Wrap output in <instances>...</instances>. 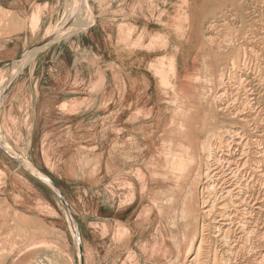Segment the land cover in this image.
<instances>
[{
  "label": "rangeland",
  "instance_id": "rangeland-1",
  "mask_svg": "<svg viewBox=\"0 0 264 264\" xmlns=\"http://www.w3.org/2000/svg\"><path fill=\"white\" fill-rule=\"evenodd\" d=\"M45 1L50 3V16L46 22L42 18L40 22L44 6L39 3ZM77 1L0 0V264H69L67 256L79 255L89 258L92 264H190L198 239L189 255H180L182 237L178 228L185 216L179 210H170L173 205L181 208L170 200L172 181L162 182L158 178L156 173L164 169H157V165L154 175L148 173L147 179L142 177L145 171L140 170L144 158L149 160L145 163L147 170H153V158H157L161 143L158 139L170 120L166 116L167 103L164 110L158 107L164 100L160 96L157 68L166 70L163 76L175 83L169 63L179 47L186 53L187 78L192 76L186 80L182 94L193 102L190 107L195 111L191 117L204 128L198 138L202 142L207 139L212 127L213 142L233 135L231 148L236 151L232 157L242 160L240 176L237 174L234 179L235 169L226 167L224 161L218 168L216 182L220 188L225 187L224 191L234 188L236 194L240 193L235 202L239 210L235 222L248 217L258 230L251 242L264 249V205L260 207L264 177L259 173L264 168V0ZM212 21L213 29L209 26ZM90 27L92 42L83 33ZM226 38L230 40L225 41ZM86 45H93L94 51ZM243 54L250 59L247 67H241L249 78L242 88L235 82L231 85L229 105L234 119H230L217 107L211 110L210 105L220 91L222 64L229 69L230 61L236 59L241 63ZM74 57L83 79L90 77L92 67L96 68L92 74L98 87L91 89L95 92L91 100L84 99L87 93L73 84L75 74L69 69ZM35 65L40 67L32 73ZM102 68L113 72L110 82L115 92L118 88L116 94H123L117 86L124 82L128 86L138 83L135 99L128 95L127 105L139 94L145 95L143 84L148 81L146 99L134 111L144 108L147 114H162L159 122L143 124L151 126L148 134H154L152 141L143 138L144 143L135 142L137 145L127 141L126 137L134 131L124 125L130 117L126 112L130 106L122 107L124 100L117 98L113 102L118 105L109 109L111 95L99 89L104 80ZM22 72L24 78H31L14 87ZM211 73L213 79L209 78ZM61 78L70 81H65L64 92L65 79ZM181 86L182 82L178 87L180 93ZM173 89L165 85L164 95L170 101L173 98V103L179 102ZM63 97H76L78 105L57 106L56 102ZM251 98L254 99L249 105ZM112 110L114 128L117 126L119 131L115 135L111 133ZM222 144L225 145L223 141ZM116 161L127 173L122 182L132 183L133 191L128 187L113 191L110 187L114 180L111 166ZM51 181L62 192L67 206L46 184L52 185ZM165 188L171 193L166 194L168 210L162 222L154 201ZM184 190H188L187 185ZM222 197L218 204L224 211L229 202ZM203 200L198 189L199 222L204 220L200 206ZM206 251L201 263L211 264V255Z\"/></svg>",
  "mask_w": 264,
  "mask_h": 264
},
{
  "label": "bare ground",
  "instance_id": "bare-ground-1",
  "mask_svg": "<svg viewBox=\"0 0 264 264\" xmlns=\"http://www.w3.org/2000/svg\"><path fill=\"white\" fill-rule=\"evenodd\" d=\"M75 7H76V3H75ZM81 9L78 11H82ZM78 11L75 10V12H78ZM81 15H78V16L82 18ZM65 17L66 18L64 19H67V15ZM62 23L63 22H61V24ZM71 26H73V24ZM79 26L78 28H80ZM209 26L211 29H213L215 26V21H212ZM177 27L179 29V26ZM62 29L64 28H61L59 30H62ZM66 30H69V29L67 28ZM50 31L52 32V30ZM66 33L68 35L70 34L68 32ZM131 39H133V37H131ZM229 40H230L229 38H226L225 41H229ZM141 41L138 43L142 44ZM232 43H235V42H232ZM29 51L30 50H28V52ZM131 52L133 53V51ZM134 52L136 51L134 50ZM185 55L186 53L183 52V48L179 47V49H177V52L170 59L169 67L172 70L173 78L176 79L175 83L173 80H170V79L168 80L163 76V72H165L166 70L157 68V71L159 72L160 96L162 100H164L163 102L159 103L158 107L160 109H163L164 105L167 103L169 107L168 109L169 111L166 112L167 115L166 113L165 115L167 117L169 115L170 120L168 122L167 127L164 129L161 138L158 139V141H161V143L159 144V147L157 148V152H156L157 158L155 157V162H156L155 164L157 165V169L159 170L164 169V170H161L157 172L156 174H158V178L162 182L171 180L173 188H172V193L167 188L163 189L160 193H158L159 195L157 196V200L154 201L155 207H157L160 210L161 221L164 222L166 218L164 213H166L168 210L167 204H165V199L167 198L168 195H170V193H171V196H170L171 202L175 205H181V208L175 207L174 205L171 206V208L170 207L169 208L170 210H173V211L179 210V212H181L182 215L185 216V218H182L183 222H181V226L178 228V234L181 235L182 237L181 243L178 246L181 249L180 255L183 257L189 255L192 252L194 246L196 245V241L198 239L197 246L195 247L196 255L190 260V264H200L201 256L204 254V250H207L206 252H209V254L211 255V264H218V261L221 262L220 264H263L264 249H261L262 247L260 245H257L256 242L255 243L251 242L253 236L257 237L258 230L253 228V224L248 217H246L247 219L241 220L240 223L235 222L237 212L239 211L238 205H236L235 202L238 201V199H240V196H239L240 193L236 194L234 192V188L233 190L227 189V191H224L223 188L225 187L220 188V186L218 185V182H216L217 176L219 173L218 168L220 169L224 161L226 163V167H229V169L231 168L233 170L235 169V171H233V173L235 174L234 179L237 178V174H239L238 176L241 175V169H240V163L242 161L241 157L238 159H235L232 157L233 151L234 152L236 151V149L234 150L233 148H231V145L233 142V140H231V137H233V135L222 136L221 140L225 143V145L222 144V141L213 142L212 138L210 137L214 131V128L212 127L209 131L210 135L208 136L207 139H205L202 142V139L198 138L200 135H202V131L204 128L201 125L202 123L201 124L199 123L200 122L199 120H194L191 117V114H194V111H195L193 107H190L193 102H191L189 98L183 97V94H182L183 92H185V87H186V82H187L186 80L192 77V76H188L187 78L186 73L188 72V69L186 68L188 64H187V60H184L186 58L184 57ZM244 56L245 54H243L241 57V61H240L241 63H239V61H237L236 59H232L230 61L229 69L225 68L222 64L220 73H219V81L221 83L220 91L219 93L215 95L214 101L210 105L211 110L213 106L217 107L219 108V111L222 112V115L223 114L225 116L227 115L230 119H234L233 113L229 105L230 96H231V90H230L231 85H233L232 83L235 82V83H238L237 87L242 88L245 86V82L248 81V78H249V75L246 72H244L245 70L243 69L247 67L248 61L250 62V59L244 58ZM30 58L33 59V57H30ZM181 61L183 62L182 70H180ZM16 62L18 63V61ZM29 62L30 61H28V63ZM20 70L18 72H20ZM245 75H246V78H243V76ZM209 78L213 79L212 73L210 74ZM181 82H182V86L180 88L182 89V91L180 93V91H178V87L180 86ZM143 85L145 87V95L139 94L136 100L131 101L129 105H127L126 104V100L128 97L127 94L130 95V98L135 99V96H134L136 93L135 89L138 86L137 82H132L129 86L130 91L125 90L127 92L126 97L124 101L120 103L122 107L130 106L128 110L126 111L128 112V114H130V117H129V120H127L128 122L127 123L125 122L126 124L124 123V125H127V127L129 126L133 128L132 130L134 131L133 133H131L132 136L126 137V139L127 141L135 145H137L135 142L138 143V141L140 142V144L144 143L143 138H148L149 141L153 140L154 134H151V135L148 134V131L151 129V126L148 125L149 126L148 127L143 124L159 122L158 119L162 115V114H159L160 112H156L155 114L156 117H155L154 115L151 114L152 111H149L147 114L146 112H144V108L136 112L134 111L146 99V94L150 90L148 81H144ZM165 85H169V86L171 85V87L174 88L173 90L175 91V96L177 97L176 99L179 100V102H175L174 100V103H173V98L170 101V98L165 97L164 95ZM121 91L124 93L123 89ZM114 92L115 91L112 90L111 95ZM186 94L187 96H192V95H188V93ZM252 99L254 98H251L248 100L249 102L247 103L249 105L252 104V101H253ZM187 101H190V102H187ZM194 103L196 104V109H197L198 107L197 102L194 101ZM113 105L117 106L118 103H114ZM114 115H115V111L111 114L112 135H115L114 132H119L117 130V126L116 128H114V121H113ZM211 118H212V115H211ZM213 119L214 118H212L211 120ZM138 125L140 127L136 128V126ZM123 137H124V134H123ZM155 143L156 141L154 142V144ZM114 144L115 142L113 143V146ZM243 145L245 147L247 145V142L244 143ZM223 148H225V156H223V152H224ZM146 150L147 148L146 149L144 148L143 152L145 153ZM199 153L201 154L202 157L200 156ZM244 164H246V161L244 162ZM120 166L121 164L118 161L112 163L111 168H112V172L114 175V180L111 182L110 187L113 189V191L114 189H117V188L120 190L122 189V187H128L129 189H131V191H133L134 185L132 183H130L127 180H123L124 183L122 182V177L123 179H125V174L127 173H124L125 171L123 172ZM259 173L261 174L262 177H264V168L260 169ZM186 185L188 186V190H184V187ZM232 185L234 186V183ZM198 189H199V194H202L203 199H204L202 202V205H200L202 206L201 214L203 215L204 220L200 222L198 220L199 211L197 209ZM222 196H225V197H222ZM180 197H183L182 201L180 200ZM220 197L227 198L229 202L227 209L224 211L221 208V206H219L218 204V198ZM260 202H261L260 207H262L264 205V197L261 199Z\"/></svg>",
  "mask_w": 264,
  "mask_h": 264
},
{
  "label": "crops",
  "instance_id": "crops-1",
  "mask_svg": "<svg viewBox=\"0 0 264 264\" xmlns=\"http://www.w3.org/2000/svg\"><path fill=\"white\" fill-rule=\"evenodd\" d=\"M35 2H37V0H35ZM41 6H44L43 7V11L41 12V14H40V22H41V18L42 19H44V22H46L47 21V17H49L50 16V12L48 11V7H50V3H49V1H45L44 3H39ZM46 18V19H45ZM125 24H129V22L128 21H126L125 22ZM91 27L89 28V29H87L85 32H83V33H85L84 35H85V37H86V39H88V42H92L91 41V39H92V37L91 36H89L91 33ZM81 35H83L82 33H81ZM80 41H81V38H80V40L78 41V44H79V46H80ZM111 45L113 46V44H112V41H111ZM86 48H90L91 50H93V45H91V46H85ZM79 48H81V47H79ZM94 51V50H93ZM95 53V52H94ZM40 67V66H39ZM37 65H35V66H32V68H31V72L32 73H35V71L37 70V68H39ZM92 69H93V71H95L96 72V68H94V67H92L91 68V72H90V77L88 78V79H83L81 76H80V69H79V65H78V59H77V57L75 58H73V61H72V63H71V67H70V72L72 73H74L75 74V77H74V82H73V84H76L77 86H79V89L81 90H83L84 92H86L87 93V95L85 96V97H83L84 99H86V100H91V99H93L94 97H95V92H92L91 91V89H96L98 86L96 85V78H94L93 77V72H92ZM103 69V68H102ZM104 71V80L101 82V84H100V86H99V89H101V92H106L107 93V95L109 94V95H111V92H112V90H113V84L110 82V75H111V73H113V72H111V70L110 69H108V71H107V69L105 70V69H103ZM25 73V72H24ZM23 72H22V74H20V76L17 78V80H16V84H15V86L14 87H16L17 85L19 86V83L21 82V81H27V80H29L31 77H26V78H24V76H23V74H24ZM21 79V80H20ZM61 79H65L63 82H62V91L64 92V90L66 89H63V85L66 83V82H70L69 81V79H66V78H61ZM66 81V82H65ZM36 85H38V82H36ZM117 87H119L121 90L123 89L124 90V93L123 94H121V92H119V90H118V94H116V92H117V89H116V92L114 93V94H112L111 96H110V101H109V103H108V105H109V109L111 108L112 109V106H114L113 104L115 103V102H113L114 101V99H117V98H119V99H122V101L125 99V97H126V94H127V92L125 91V90H127V91H130V89H129V86H128V84L126 83V82H124V84L123 85H120V86H117ZM140 87V86H139ZM79 90V91H80ZM136 90V89H135ZM36 91V96H38L39 97V90L37 89V90H35ZM113 91H115V90H113ZM97 94H100V92H98ZM116 94V95H115ZM127 95H129V94H127ZM53 96H56V94H54ZM130 96V95H129ZM41 97H43V96H41ZM57 97V96H56ZM80 98V97H79ZM82 98V97H81ZM128 99V98H127ZM76 103H78V100H76V97H74V99H70V100H66V99H64V97L62 98V100H59V101H57L56 102V104H57V106H61V105H63V104H73V105H78V104H76ZM114 111L112 110L111 111V113H110V120H111V114L113 113ZM112 133V132H111ZM154 160H153V170L151 171H148L147 170V168L145 167V163L146 164H148L149 163V160L148 161H146V158H144L143 160H142V164L140 165V170H141V172L143 173L144 171H145V174L143 173V177H145V179H147V175H148V173L150 174L149 176H151V174H153L154 175V172H155V157L153 158ZM154 177V176H153ZM154 180V179H153ZM155 182V181H154ZM76 259H77V261H78V264H79V260L81 259V263L80 264H92L91 262H89V258H86V257H84V258H80V255H79V257H76V256H73V258L72 257H70V256H67V258H66V260L69 262V264H76ZM106 264H108L107 262H106Z\"/></svg>",
  "mask_w": 264,
  "mask_h": 264
},
{
  "label": "water",
  "instance_id": "water-1",
  "mask_svg": "<svg viewBox=\"0 0 264 264\" xmlns=\"http://www.w3.org/2000/svg\"><path fill=\"white\" fill-rule=\"evenodd\" d=\"M47 42V40H45L43 43H41V44H39L40 46L41 45H43V44H45ZM8 152V151H7ZM32 174L34 175V176H36V177H38L34 172H32ZM39 178V177H38ZM40 179V178H39ZM43 181V180H42ZM44 182V181H43ZM46 183V182H45ZM51 183H52V185H50V184H48V183H46L50 188H52L57 194H58V196L63 200V202L66 204V206H67V202H66V200H65V198H64V196H63V194H62V192L60 191V189L56 186V184L53 182V181H51Z\"/></svg>",
  "mask_w": 264,
  "mask_h": 264
}]
</instances>
